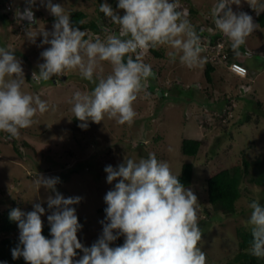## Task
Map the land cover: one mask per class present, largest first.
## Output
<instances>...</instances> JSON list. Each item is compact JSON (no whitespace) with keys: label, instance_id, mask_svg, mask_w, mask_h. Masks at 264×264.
I'll return each instance as SVG.
<instances>
[{"label":"rangeland","instance_id":"1","mask_svg":"<svg viewBox=\"0 0 264 264\" xmlns=\"http://www.w3.org/2000/svg\"><path fill=\"white\" fill-rule=\"evenodd\" d=\"M47 3L48 0H35L31 5L28 0H0V47L10 46L21 62L23 91L39 95L49 105L47 112L37 113L31 127L20 130L18 138L9 139L6 132L0 131V211L18 208L28 213L35 204H40L45 209L41 215L43 225H49L47 217L57 209L49 208L47 199L56 193L44 187L38 189L35 180L39 175L59 178L56 192L64 198H81L71 207L82 225L78 239L84 247H91L102 235V222H106V212L99 209L107 206L104 198L119 182L117 179L108 183L105 168L109 165L116 168L129 158L138 162L154 153L159 161L169 164L176 176L185 163L194 167L193 185L188 189L198 198L199 227L203 233L198 246L206 253L207 264H238L233 261L241 252L237 231H251L247 223L251 213L248 205L258 200L264 207V187L252 183L251 175L246 176L236 215L226 216L209 203L207 179L214 171L244 160L251 165L264 161V27L255 21L257 11L247 0H241L239 6L230 5L234 12L250 15L257 25L240 48L241 53H250V57L241 55L239 59L250 71L248 78L242 80L230 74L228 65L220 58L224 54L219 53L223 45L231 58L236 56L229 39L214 24L211 11L219 0H179L178 10L187 11L201 38L204 48L201 56L207 58L206 63L189 69L180 64L179 58L170 61L167 52L171 49L156 48L162 58L155 57L149 49L143 59L152 66L155 75L147 82L148 95L145 97L142 92L134 103L137 112L134 123L119 125L106 117L99 124L88 121L87 128L82 129L81 121L71 111L70 101L76 91H91L94 85L78 71L53 76L46 82L32 79L33 72L39 74V65L44 63L41 53L50 47L43 43L42 32L54 30L56 18H52ZM51 3L60 4L69 16L73 11H84L86 22L97 21L99 33L85 30L87 38L93 39L97 36L104 39L116 30L110 26V18L99 11L101 4H109L117 15L124 14L118 8V0H51ZM26 4L35 13V24L17 19V10ZM30 31L36 34L34 38L28 36ZM209 34L213 35V43ZM207 63L215 67L212 83L205 78ZM103 66L107 75L110 65L104 62ZM154 79L157 88L152 91ZM246 84L250 85L248 92L241 88ZM184 139L202 142L196 157L183 155ZM261 167L264 168V163ZM254 168L251 167L252 175ZM17 234L19 237L20 230ZM118 240L124 243L123 236ZM116 241L110 247L122 246ZM82 256L83 252L77 250L73 259Z\"/></svg>","mask_w":264,"mask_h":264},{"label":"clouds","instance_id":"2","mask_svg":"<svg viewBox=\"0 0 264 264\" xmlns=\"http://www.w3.org/2000/svg\"><path fill=\"white\" fill-rule=\"evenodd\" d=\"M34 2L28 0L29 5ZM247 2L258 14L264 11V3ZM232 4L239 6L241 0H219L211 14L216 29L229 39L236 56L231 58L223 45L219 53L226 58L222 55L220 58L228 65L230 74L246 80L250 71L241 63L240 56L250 57V53H241L240 48L257 25L247 13L234 12ZM47 7L56 18L54 30L42 32L43 43L50 47L41 53L44 63L39 65V74L33 72L32 79L46 82L53 76L78 71L92 83L91 91H76L70 101L71 111L81 121L82 129L87 128L88 121L99 124L106 117L119 125L134 123L137 116L134 103L142 92L145 97L148 95L147 82L155 75L152 66L143 59L150 48L171 49L167 52L170 61L179 58L180 64L189 69L207 61L201 56L204 52L201 38L187 11L178 10L179 0H118V8L124 11L122 16L114 13L109 4H101L99 11L119 26L118 35L108 34L104 39L85 38L86 31L71 26L70 17L60 4L48 0ZM17 16L32 20L31 7L23 12L17 10ZM35 35L28 33L30 38ZM209 39L213 43V35L209 34ZM104 62L111 68L107 75ZM232 63L243 65L247 75L234 73L230 69ZM24 83L21 62L10 46L0 47V131L6 132L9 139L18 138L20 130L31 127L37 113L49 110L39 95L23 91ZM249 87V84L241 86L245 92ZM105 172L108 183L117 179L119 182L104 198L106 222H102V235L91 247H84L78 239L82 225L71 207L81 198H64L55 189L59 178L39 175L35 180L38 189L44 187L56 193L47 199L48 207L57 209L47 217L51 239L42 234L41 215L45 209L40 204H35L28 213L13 209L10 219L18 222L20 230L19 246L12 249L13 259L22 256L27 264H207L206 253L198 246L203 234L199 227L198 198L172 173L167 162L149 153L138 162L129 158L116 168L109 165ZM248 207L251 213L247 223L253 238L249 253L264 259V207L258 200L251 201ZM120 236L124 237L123 245L110 247ZM77 250L83 256L74 260Z\"/></svg>","mask_w":264,"mask_h":264},{"label":"trees","instance_id":"3","mask_svg":"<svg viewBox=\"0 0 264 264\" xmlns=\"http://www.w3.org/2000/svg\"><path fill=\"white\" fill-rule=\"evenodd\" d=\"M70 23L73 28H78L81 31L89 30L94 33L100 32V25L97 21L86 22L87 14L84 11H73L70 14ZM55 18V17H52ZM84 20V24L79 21ZM255 21L260 27H264V11L256 16ZM116 28L115 34H119V27H115L114 23L110 25ZM218 36V35H217ZM87 38V35L86 37ZM150 52L157 58H162L163 55L157 49H151ZM135 58V54H133ZM215 67L211 63H207L205 70V78L208 83H212V74ZM152 86H148L150 90L156 89V79L152 80ZM155 87V88H154ZM202 142L196 139H184L182 141L181 150L183 155L196 157L201 149ZM264 161L258 163H250L244 160L242 163L232 165L230 168L222 167L211 173L207 179L208 186V201L216 212H220L226 216H235L237 209L236 204L241 197V186L246 176H250V181L257 186L264 187V168L261 165ZM255 166V174H251V167ZM180 182L186 187L193 185L194 167L192 163H185L182 166L181 173L178 175ZM107 206L99 209L100 212L105 211ZM11 209L0 211V264H27L23 257L13 259L12 249L19 246L18 222L10 219ZM17 234V235H16ZM43 235L51 239L50 225H43ZM238 247L241 252L234 258V263L238 264H264V259L256 258L249 253L252 242L251 231H237ZM119 245H123V241H116ZM22 247V246H21Z\"/></svg>","mask_w":264,"mask_h":264},{"label":"built area","instance_id":"4","mask_svg":"<svg viewBox=\"0 0 264 264\" xmlns=\"http://www.w3.org/2000/svg\"><path fill=\"white\" fill-rule=\"evenodd\" d=\"M8 9L11 10V7H10L9 5H8ZM222 57H223V59H225V58H226V55H224V56H222ZM230 69H231L234 73H236L237 75H239V76H246L247 73H248L247 69H246L243 65H241V64H239V63H232V65L230 66ZM240 69H243L244 72L241 73Z\"/></svg>","mask_w":264,"mask_h":264},{"label":"water","instance_id":"5","mask_svg":"<svg viewBox=\"0 0 264 264\" xmlns=\"http://www.w3.org/2000/svg\"><path fill=\"white\" fill-rule=\"evenodd\" d=\"M28 7H30L28 4H26L25 6H23V7H21L20 9H19V11L20 12H23L26 8H28ZM17 19L18 20H21V21H24L25 23H27V24H35V22H36V19H35V13H33V19L32 20H28V19H20V18H18V16H17Z\"/></svg>","mask_w":264,"mask_h":264}]
</instances>
